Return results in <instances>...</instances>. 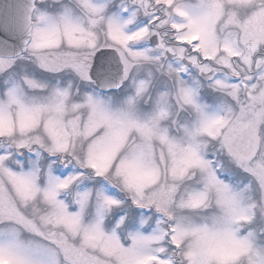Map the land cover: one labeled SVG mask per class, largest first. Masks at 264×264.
<instances>
[{
    "label": "snow or ice",
    "instance_id": "6c2138e0",
    "mask_svg": "<svg viewBox=\"0 0 264 264\" xmlns=\"http://www.w3.org/2000/svg\"><path fill=\"white\" fill-rule=\"evenodd\" d=\"M0 264H264V0H0Z\"/></svg>",
    "mask_w": 264,
    "mask_h": 264
}]
</instances>
